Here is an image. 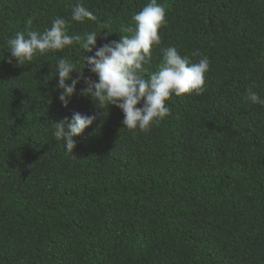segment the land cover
Wrapping results in <instances>:
<instances>
[{"label":"trees","instance_id":"1","mask_svg":"<svg viewBox=\"0 0 264 264\" xmlns=\"http://www.w3.org/2000/svg\"><path fill=\"white\" fill-rule=\"evenodd\" d=\"M77 2L96 20L68 34L106 27L99 47L131 36L149 0H0V264H264V107L246 99L264 97V0H157L167 23L145 78L170 45L210 70L206 91L173 96L147 133L81 95L83 79L62 105L56 60L82 67L78 45L7 62L29 18L43 32ZM73 112L97 118L69 154L51 123Z\"/></svg>","mask_w":264,"mask_h":264},{"label":"clouds","instance_id":"2","mask_svg":"<svg viewBox=\"0 0 264 264\" xmlns=\"http://www.w3.org/2000/svg\"><path fill=\"white\" fill-rule=\"evenodd\" d=\"M166 9L157 0L149 2L137 13L131 21L134 28L131 36H120V39L110 40L101 46H96L99 32L90 31L80 35H69L70 22L81 25L87 21H95L93 12L82 3L77 2L71 10L70 20L56 17L50 28L43 32L32 30V19L26 22V29L17 31L5 43L10 52L8 63L13 59L18 65L31 64L37 55L48 52H61L66 48L78 45L81 49L82 67H78L69 58L61 56L56 60L58 82L56 89H61L59 100L67 106L75 92L77 82L83 79L86 85L81 89V95L97 102L100 109L109 105L118 107L123 113L122 124L130 131H150L154 124H159L170 114L167 101L173 96L184 94L201 95L206 91L205 73L210 70V60L201 55L199 50L192 53L200 55L198 62L193 63L188 56H181L175 46L160 49L161 62L157 69L145 78L148 65L152 59V49L161 44L159 30L166 25ZM107 30V29H106ZM110 33H104L105 38ZM86 55V53H93ZM85 64L96 79L83 75ZM79 75L73 79L71 74ZM71 83H66V81ZM246 99L253 104L264 107V97L251 89L247 90ZM140 104L141 106L137 107ZM96 115H85L73 112L71 118L65 117L51 123L52 135L57 141H63L67 153L72 154L76 141L74 137L81 134L96 119Z\"/></svg>","mask_w":264,"mask_h":264}]
</instances>
